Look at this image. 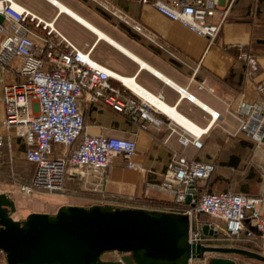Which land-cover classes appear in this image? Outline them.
<instances>
[{"label":"built area","instance_id":"obj_1","mask_svg":"<svg viewBox=\"0 0 264 264\" xmlns=\"http://www.w3.org/2000/svg\"><path fill=\"white\" fill-rule=\"evenodd\" d=\"M139 1L150 4L161 15L209 41L217 37L228 14V8L218 9L217 0ZM0 15L3 17L0 21V63L5 66L13 60L18 62L14 68L16 79L2 85L0 103L5 116L0 124L6 130L13 129L16 136L25 140L24 157L35 164L31 182L19 186L20 194L24 197L57 195L64 190L66 178L87 182L90 177L99 178L107 167L119 162L128 168L143 170L132 160L137 149L133 139L83 132L84 115L80 104L82 100L101 103L145 129L149 125L164 124L155 115L161 110L123 84L112 69L92 56L96 42L77 46L56 27L15 0H0ZM133 27L141 31L139 25ZM241 58L245 62L246 78H253L259 71L257 58L247 53H242ZM257 89L263 93L264 83H259ZM154 96L163 101L161 93ZM186 98L193 101L194 96L188 94ZM212 117L216 119L218 113H212ZM173 131L182 146L201 147L200 134L191 133L185 127L182 131ZM239 131L254 145L262 144L264 104L248 105L246 114L240 117ZM78 137L79 142L75 144ZM2 143L0 134V166ZM57 145L62 148L59 155L55 154ZM214 169L213 162L175 152L159 186L175 202H184L190 188L197 192V198L191 200L192 206L184 212L190 219L189 245H211L203 240L202 226L205 224L217 234L231 236L246 231L264 239V214L260 211L264 196L230 190L199 192V185ZM106 204L100 199L86 206ZM198 213L205 214L207 220L200 221ZM108 253L112 256L102 259L122 261L123 253ZM215 255L191 250L187 264H208Z\"/></svg>","mask_w":264,"mask_h":264},{"label":"crops","instance_id":"obj_2","mask_svg":"<svg viewBox=\"0 0 264 264\" xmlns=\"http://www.w3.org/2000/svg\"><path fill=\"white\" fill-rule=\"evenodd\" d=\"M15 1L35 12L36 4L33 0ZM42 1L52 12L50 19L42 18L53 21L55 25L64 12L48 0ZM56 1L165 77L167 81L142 68L124 54L137 64L134 71L128 73L131 75L124 76H133L140 86L153 95L161 93L165 104L176 109L201 130L195 133L161 111H156L155 115L161 118L164 124L159 127L149 125L145 129L138 122L101 103L90 104L82 100L80 107L84 115L83 132L133 139L137 149L132 160L143 169L128 168L119 164L120 162L115 163L107 167L99 178L90 177L87 182L81 180L85 188L88 186L102 195H110L116 199L114 204L118 207H144L184 213L173 207L150 204L145 200L172 201L159 186L171 155L178 152L188 158L215 164L209 179L199 185V192L204 190L202 187L208 183L213 191L230 190L264 196V141L256 146L239 131L240 117L246 114L248 105L264 104V92L260 93L257 89L259 83H264V0H217L218 9L228 8V14L213 41L189 31L179 22L166 18L148 3H141L139 0H102L119 15L128 18L132 26L137 24L141 27L140 32L155 57L153 62L142 59L78 11L73 10L71 0ZM86 29L96 37L95 41L89 43L96 42L97 45L102 39L90 29ZM242 53L257 58L259 71L253 78L245 76ZM17 63V60L5 66L0 63V97L3 83L16 79L14 68ZM143 70L149 72L154 80L143 77ZM186 94H192L195 99L189 101ZM215 112L218 113L216 119L212 117ZM4 116L5 110L0 103V121ZM183 127L191 133L200 134V148L178 143L177 134L173 129L182 131ZM0 134L3 136V148H7L8 155L24 160L27 148L25 140L16 136L13 129H4L1 124ZM61 149V146H55V154H61ZM30 167L32 177L35 164L31 163ZM8 196L15 201L17 210L18 201L11 195ZM36 197L32 200L36 208L13 217L22 219L30 212L53 214L63 205L60 202L56 204L59 201L57 195L42 194ZM79 198L99 200L98 196ZM70 204L86 206L87 203L74 202L68 205ZM260 211L264 214V202ZM219 224L223 227V223ZM255 237L257 240L253 242L252 250L264 255V239Z\"/></svg>","mask_w":264,"mask_h":264},{"label":"water","instance_id":"obj_3","mask_svg":"<svg viewBox=\"0 0 264 264\" xmlns=\"http://www.w3.org/2000/svg\"><path fill=\"white\" fill-rule=\"evenodd\" d=\"M197 196L190 188L184 202ZM14 211L15 201L0 193V252L7 264H187L191 250L216 254L208 264H237L230 255L264 263V255L245 248L190 246L172 214L108 204L67 205L22 220L12 217ZM202 233L217 235L207 224ZM110 251L123 253L122 261L102 259Z\"/></svg>","mask_w":264,"mask_h":264},{"label":"rangeland","instance_id":"obj_4","mask_svg":"<svg viewBox=\"0 0 264 264\" xmlns=\"http://www.w3.org/2000/svg\"><path fill=\"white\" fill-rule=\"evenodd\" d=\"M33 2H35L36 4V8H34V11L39 15V17L41 16L40 18L43 17L47 20L50 19V15H52V12L50 11V9H48L49 7H47V5H45L42 0H33ZM71 2L73 4V10H75L76 12L78 11L79 14H81L84 18H86L95 26L110 35L112 38L126 46L139 57L146 61L153 62L155 60V57L150 52V47L147 46V41L145 37H143L142 33L136 30L131 25V22L128 18L119 15L111 6H106L102 0H71ZM44 9L48 10L49 12H45ZM121 24H125L130 27L134 33L140 36V39L136 40L130 37L126 32H124L120 28ZM54 26L79 47L85 41L92 42L96 39L93 33H91V35L89 32L86 31L87 29L85 27L79 25L77 22H75L72 18L65 15L64 13H62L61 17L56 21ZM92 56L96 60L106 65L108 68L123 75H131L128 73H131L137 67V64H135L124 54H122L113 46L103 40H100L97 43L92 52ZM141 74L145 78L154 80L153 76L145 70H143ZM5 148L3 150V154H1L0 193L11 195L14 199L18 201L19 206L17 207V210L12 213L13 217L14 215H22V213L24 214L26 211L36 208L35 202L32 200L37 198V195L32 197H24L22 194H20L18 187L20 183L24 182L26 178L30 175L29 168L31 167L30 165L23 163V159L20 157H15L13 155L12 157H10L8 155L7 148ZM15 168H19L20 171L22 170L21 173H18ZM86 187V189H89L88 186ZM57 197L59 198V201L56 204H59L60 202L63 203V205L74 202H84L88 204L97 200L96 198H79L74 195H67L64 192L57 194ZM100 199L103 201H110L107 204L116 206L114 204L116 199L113 197L103 195L99 196V200ZM137 208L146 210L153 214L167 213L175 215L181 226L183 235L188 238L190 219L186 213L171 212L159 209H148L144 207ZM205 218H207V216ZM23 219L24 218H22V220ZM109 256H112V254L106 252L102 254L101 257L107 258ZM230 256L236 260L237 264H264L260 261L250 259L241 255ZM0 264H7L2 253H0Z\"/></svg>","mask_w":264,"mask_h":264},{"label":"trees","instance_id":"obj_5","mask_svg":"<svg viewBox=\"0 0 264 264\" xmlns=\"http://www.w3.org/2000/svg\"><path fill=\"white\" fill-rule=\"evenodd\" d=\"M120 28L124 32H126L130 37H132L134 39H140V36L138 34L134 33L131 30V28L128 27L127 25L121 24ZM78 142H79V137L75 141V144H77ZM3 150H4V148H3V143H2L1 154H3ZM23 163H25L27 165L31 164V162L27 161L26 159L23 160ZM15 170L18 173H21V171H22V170L20 171L19 168H15ZM29 171H31V168H29ZM31 178L32 177H30V175H29L24 182L20 183V185L29 184L31 182ZM202 189L207 190V191H213L210 189L208 183L205 186H203ZM62 192H64L67 195H74L77 197H97V196L99 197V196L106 195L105 193L102 195L101 193L94 192L90 189H86L83 186L81 180H79L78 178H66L65 182H64V190ZM248 195H252V194H248ZM106 196H110V195L107 194ZM145 200H146V202H148L150 204H155V205L157 204V205L166 206V207L169 206V207H173V208L177 209L178 211H182V212H185L188 208H190L192 206V204H187L185 202L153 201L152 199H145ZM205 217H206L205 214L198 213V219L200 221L205 222L207 220V218H205ZM203 240L205 243L211 244V245L234 246V247H240V248H245V249L249 248V250L250 249L252 250L254 247L253 242L256 241L257 239L253 233L243 231L239 234L231 235V236H225L222 233H218L217 235H204ZM0 253H2L4 255V258L6 261L5 254L3 252H0Z\"/></svg>","mask_w":264,"mask_h":264},{"label":"bare ground","instance_id":"obj_6","mask_svg":"<svg viewBox=\"0 0 264 264\" xmlns=\"http://www.w3.org/2000/svg\"><path fill=\"white\" fill-rule=\"evenodd\" d=\"M48 1L53 3V4H55L57 6V8L61 12H64V13L68 14L71 18H73L74 20H76L77 22H79L80 24L85 26L86 28H88L91 31H93L94 33H96V35L99 38H101L102 40L110 43L112 46L117 48L123 54H125L126 56H128L129 58L134 60L136 63L139 64V66H141L142 68H144L146 70L151 71L152 73L158 75L163 80L167 81V79L165 77H163L160 73H158L157 71L153 70L150 66H148L146 63H144L142 60H140L137 56H135L134 54H132L131 52H129L128 50H126L125 48H123L122 46H120L119 44H117L116 42L111 40L110 38H108L105 34H103L100 31H98L95 27H93L91 24L86 22L80 16L76 15L75 13H73L71 10H69L68 8H66L65 6H63L62 4L57 2L56 0H48ZM37 17L40 18L39 16H37ZM40 19L42 21H45L42 18H40ZM45 22H47V21H45ZM47 24H50V25H52L55 28L53 21H49V22H47ZM112 73H114L115 77L117 79H119L121 82H123V84L128 86L130 89H132L134 92L139 94L141 97H143L145 100H147L151 104L155 105L163 113L167 114L169 117H171L174 120H176L177 123L179 122L181 125L185 126L186 128H188L189 130H191V131H193L195 133L201 131L192 122H190L187 118H185L180 113H178L176 111V109H174L171 106H168L167 104L164 103V101L158 100L152 93L148 92L146 89H144L142 86H140L133 76H124V75H121L119 73H115L113 71H112ZM186 95H188V94H186Z\"/></svg>","mask_w":264,"mask_h":264}]
</instances>
